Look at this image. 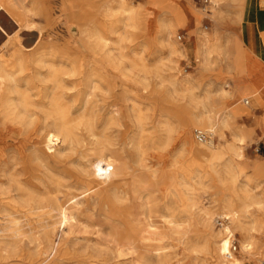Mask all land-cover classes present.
<instances>
[{
  "label": "rangeland",
  "instance_id": "obj_1",
  "mask_svg": "<svg viewBox=\"0 0 264 264\" xmlns=\"http://www.w3.org/2000/svg\"><path fill=\"white\" fill-rule=\"evenodd\" d=\"M151 1L133 0L143 4L136 25L132 20L124 21L123 14L104 15L105 4L110 0H26L24 5L35 27L32 31L21 28L5 12L0 15L4 29L0 28L1 46L10 41L12 51L22 46L26 54H31L49 49V41L55 35L57 55L66 50L68 40L75 45L79 38V33L70 29L74 24L71 14L75 13L77 21L83 16L95 30L100 27V33L110 39L111 48L127 56L124 62L130 73L127 78L116 77L109 86L95 76L97 82L91 84L96 90L92 85L86 86L84 76L78 72L61 76L66 86L63 90L70 94L68 99L85 102L87 93L93 92L90 105L94 107L91 119L95 128L102 131L113 115L119 118L105 129L110 140L108 155L127 162L117 194L114 190L108 193L112 205L99 206L93 195L92 209H84L78 225L72 228L70 248L59 249L56 255L55 250L36 251L28 236L12 239L10 231L0 233V264H154L155 252L147 250V243L142 241V237L156 238L154 230L170 232L164 243L155 240L153 246H166L164 252L172 256L173 264H226L217 251L215 233L230 223L222 214L223 200L229 194L239 204L246 201L250 206L248 213L241 215L242 230L235 231L234 239L228 235L225 239H229L239 264H264V229L254 222L264 219V168L260 167L264 164V98L253 84L255 75L264 67L243 42L244 13L250 5L264 6V0ZM45 8H50L52 18H47ZM51 54L47 60H53L55 54ZM132 64L138 68L130 70ZM37 65L29 64L23 73L17 71V77L23 84L28 78L31 99L41 105L55 95L56 83L49 78L55 67ZM202 102L214 108L212 124L191 126L194 142H198L194 131L201 128L213 131V143L234 142L237 146L216 158L213 169L206 167V162L195 164V157L184 148V125L189 115L196 118ZM34 112L32 123L28 120L11 134H6L5 125L1 129L0 228L8 225L11 211L26 223L21 210L15 211L9 204L11 195L16 194L9 191L15 189L18 181L43 190L42 183L55 189V181L61 180L63 199L82 193L91 184L92 152H86L90 158H82L85 146L71 151L60 142L53 148L54 153H49L44 143L45 115L39 108ZM224 117L231 127L222 137L219 128L211 125ZM77 128L79 134L89 138L85 125ZM235 132L243 141L234 137ZM82 201L85 204L86 198ZM182 201L187 205L183 206ZM202 209L216 213L212 228L206 225ZM55 234L59 242V226ZM130 235L136 238L138 248L127 241ZM249 241L252 248L243 249V243Z\"/></svg>",
  "mask_w": 264,
  "mask_h": 264
},
{
  "label": "bare ground",
  "instance_id": "obj_2",
  "mask_svg": "<svg viewBox=\"0 0 264 264\" xmlns=\"http://www.w3.org/2000/svg\"><path fill=\"white\" fill-rule=\"evenodd\" d=\"M25 1L26 0H0V15L2 14V12H5L11 19L16 21L21 28H25V30L27 31H32L35 27L32 24L33 21H31L29 18L30 11L25 8ZM150 2L152 1L150 0ZM105 6V10H103L104 15L114 16L116 14H123L126 16L124 18V21L129 20L130 22L132 20L133 25H136V22L140 16V12L143 8V4L141 2L134 3L133 0H110V2L105 4ZM49 9L45 8V11L47 12V18H52ZM74 18L75 13H72L71 20L72 22H74V24L70 29L74 33H79V38L76 41L75 45L73 44L72 40H68L66 50L63 49L64 51H59V55L56 54L58 47L56 46L57 36L55 35H53V38H51L49 41V49H38L31 54H26L22 46L17 47L14 51H12L13 48L10 44V41H7L2 46L0 45V126L2 128L5 125L6 134H11L17 126L25 125L28 120V122L32 123L36 115L34 109L39 108L45 115L44 120L47 132L45 134L44 143L49 148V153H54L53 148L60 142L66 143L69 150L71 151H75L80 145L82 147L85 146L83 152L81 153L82 158L88 156L89 153L86 152H92V171L90 170L91 172H89V175L92 177L90 181L91 184L80 194L73 195L68 199H63L62 196H60L62 192L61 180H56V183L53 182L54 184H56L55 189H52V186L48 184L42 183L41 185L43 186V190L40 188L41 186L38 187L32 183L27 186L18 181L16 183L15 189L9 191L10 193H13V191L16 192V194L11 195L9 204L12 206V209H15V211L21 210L23 216L25 217L26 223L23 224L21 220L16 217V215H14V213L11 211V213H9L11 218L8 221V225H6L5 228H0V233L10 231L11 233L9 234L12 239H18L22 236H28L31 242L35 243L36 251H41L42 248H45L47 252L52 253L55 250V255L57 254L59 249H65L67 251L68 248H70L72 228L78 225V218L84 211V209H92L91 198H93V195L97 196L96 200H98L99 206L109 207L110 205H112L113 202L110 201L108 193L111 192V190H114V194H117L116 191L119 188L118 186L119 184H121V180L126 175L125 168L127 166V162L114 160L110 157L111 155L109 156L107 153L110 146V140L106 135L105 129H108L111 126L110 124L117 123L119 121V118L113 115L109 120V117L107 118L108 122L107 120H104L107 122V124L102 131H100L101 128L100 130L98 128H95L94 123L92 122V119L94 118L91 117L94 115V107L90 105V95L93 92L87 93L88 98L85 102H78V100L72 98L68 99V96H70V94L66 93L63 90V88L66 86L62 84L63 79L61 78L62 74H66V72H78L79 74H82L84 76L85 85L88 87L92 85V88H95L93 84H91L96 81L95 76L96 78L99 77L100 80L105 81L106 84L108 83V86L113 85L115 83L116 77L119 78V76H122L127 78L128 74H130L129 72H127L128 68L125 66L127 64H125L124 62V59H126L125 57L127 56H125V54L121 50L110 47V39L100 33V27L95 30L92 27L90 21L88 19H84L83 16L79 17L78 21ZM0 28L3 29L1 25ZM118 44H120V42H118ZM120 46L122 47V45ZM51 53L55 54L53 55V60H51L52 58L47 60V56H52ZM29 64H41V66L51 64L53 67H55L54 70H52L53 72L51 73V76L49 77L56 83L55 95L52 97V99H47L48 102L41 105L37 103L35 99H31L29 89L27 87L28 78L25 79V84H23L19 80L20 77H17V71L22 72L24 70H27L26 66H28ZM135 66L137 67V64H132L130 70H134L133 68ZM98 85H100L99 82ZM47 95L49 94L46 93V96ZM198 108L199 112L196 118H193L192 114L189 115V119L184 125V148L195 157V164H202L206 162V167L213 169V163L216 158L218 159L219 157H222L226 149H236L237 146L234 142L227 144H215L213 142H211L212 144L209 142L201 143L199 141L197 143L194 142L191 136V126H210V124H212V116L214 112L213 106L205 104L204 102H202L201 106ZM78 125L86 126L89 138H86L84 135L77 132ZM214 125L219 128L218 132L222 137L225 135V131L231 127V123L227 117H224L222 119L218 118L217 122L213 123L211 127ZM97 129L100 132L96 131ZM234 137L238 138L239 141H243V138L241 139L239 133L235 132ZM88 146L90 147L87 148ZM41 152H43L44 155L48 154L47 150H41ZM62 157L63 156H59V158ZM88 157L90 158L91 156ZM260 167L264 168V164H261ZM208 168H205V170L207 171ZM67 170L68 172H72L70 171V169ZM88 171L86 172L88 173ZM72 176H74L73 173ZM1 190L2 187L0 186V191ZM252 197L254 198L255 196L252 195ZM82 198H86L85 204L82 201ZM119 200H121V198ZM181 203L183 204V206L187 205V202L182 201ZM223 203L224 211L222 214L223 216H225L224 218L230 220V223L229 225H226L223 229H220L217 233H215V237L217 238L216 248L223 263L239 264L240 261L235 257L230 249L229 239L232 240L235 238L236 230H242L243 222L241 217L244 216L241 215L246 210H248L250 204L246 201H243L239 204L233 194H229V196H227L223 200ZM4 210L8 211L6 207H4ZM246 212L248 213V211ZM215 214L216 213L214 211H211L209 209L203 210L205 223L210 228L213 227V217ZM254 222L255 226H259L260 229H264V219H255ZM26 226L28 229L25 228ZM57 226H59L61 231L59 242H57L58 237H54L56 235L55 231ZM150 227H152V225ZM152 234L156 236V238L142 237V241H144V243H147V250L152 249V251L155 252L157 261L154 264H173L171 262L172 256L164 252L167 248L166 246L161 244H156L158 246H153V242L155 240L159 243H164V240L168 237L170 232L168 234L167 231L158 232L157 230H154ZM178 234L181 235L182 233L178 230ZM226 235L229 236V239L227 240L225 239ZM127 241H129L130 245L135 246V248L139 247L136 245L137 240L136 238L134 239L133 236L129 237ZM183 241L184 240L181 239V242ZM138 243L140 242L138 241ZM243 244V249L245 250H249L253 246V243L250 241L244 242ZM5 249L6 248H3V250ZM1 251L2 247L0 244V253ZM50 264L58 263L52 262Z\"/></svg>",
  "mask_w": 264,
  "mask_h": 264
},
{
  "label": "crops",
  "instance_id": "obj_3",
  "mask_svg": "<svg viewBox=\"0 0 264 264\" xmlns=\"http://www.w3.org/2000/svg\"><path fill=\"white\" fill-rule=\"evenodd\" d=\"M251 3H253L251 1ZM245 27L243 31V42L250 55L255 56L264 67V44L262 33H264V6L256 3L250 5L244 13ZM253 84L259 89L264 98V68L260 69L254 77ZM248 104V103H246Z\"/></svg>",
  "mask_w": 264,
  "mask_h": 264
},
{
  "label": "built area",
  "instance_id": "obj_4",
  "mask_svg": "<svg viewBox=\"0 0 264 264\" xmlns=\"http://www.w3.org/2000/svg\"><path fill=\"white\" fill-rule=\"evenodd\" d=\"M1 126H0V135H1ZM195 138L201 143H211L214 142V134L212 131L204 129H196L194 131ZM237 249V246H234V250Z\"/></svg>",
  "mask_w": 264,
  "mask_h": 264
}]
</instances>
